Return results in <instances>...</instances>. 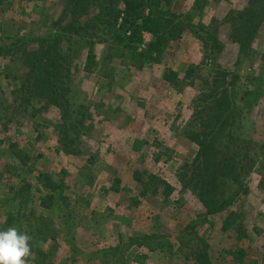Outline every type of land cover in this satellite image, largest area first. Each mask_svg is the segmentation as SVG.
Here are the masks:
<instances>
[{
  "label": "rangeland",
  "instance_id": "1",
  "mask_svg": "<svg viewBox=\"0 0 264 264\" xmlns=\"http://www.w3.org/2000/svg\"><path fill=\"white\" fill-rule=\"evenodd\" d=\"M161 8L186 27L153 61L150 32L119 56L100 20L75 17L68 0H0V231L31 237L26 264H264V0ZM122 16L116 28L129 36L139 21ZM244 25L252 45L240 51ZM55 55L63 67L50 73L53 100L38 88L49 79L38 66ZM32 67L38 87L23 75ZM223 86L229 104L219 111ZM201 130L238 148L240 164L255 160L247 193L205 217L179 180L198 151L189 136ZM230 212L240 239L221 231Z\"/></svg>",
  "mask_w": 264,
  "mask_h": 264
},
{
  "label": "trees",
  "instance_id": "2",
  "mask_svg": "<svg viewBox=\"0 0 264 264\" xmlns=\"http://www.w3.org/2000/svg\"><path fill=\"white\" fill-rule=\"evenodd\" d=\"M68 1L69 7L71 8L69 12L75 17L78 16V18H85L86 20L91 21L100 20L101 25H104L102 28L105 31V35L108 36L107 39L111 40L113 45H122L120 50H116V55L119 56H123V51L129 48L130 43L139 42L140 38L138 35L140 32L146 31L152 33L154 36L153 43L149 45L148 54L150 57L153 56V61H159L169 47V40H173L174 36L176 37L175 33H181L186 27L184 25L179 26L178 24H174V20L177 18L175 15L168 13L169 16L165 17L161 4H164L165 7H169L171 0H101V2H97L98 0H93L94 2H92V0ZM202 3L203 0H194V5L199 9L202 7ZM87 8H89L88 11ZM144 8H148L146 15L143 14ZM66 12H68V10L64 11L61 15H65ZM91 12H96V16L87 18V15ZM121 15H123V23H127L128 18L133 20L131 23L139 21L138 24L135 23L133 26L130 25L132 31L129 36L121 34L116 28V22ZM61 21L66 22L69 27H72L75 33L80 30L79 27L74 24V20L72 24L71 22L67 23L66 19L61 16ZM251 27H245L244 25L243 31L240 33V38L237 36L234 37V41L238 44L240 51L252 45ZM101 41L108 43V40ZM26 54H24L23 57L28 56ZM36 57H41V51L33 53L31 56L27 57V60L31 63V59H36ZM55 57L56 55L50 60V63L46 60L47 63L43 62L38 66L39 71L44 70L46 73V76L44 75L45 78L43 79L46 80L47 76L49 78L43 85L38 87V81H40L41 78L39 79L38 77L40 75L38 74L39 72L37 75H32L34 73V67H32L28 73L24 72L23 74L28 76L31 80V85L37 83V87L40 88L41 91L47 92V98L49 97L53 100H55V94L57 92L56 88L52 86L55 82L50 73H59V70H62L61 68L63 67L62 65L57 64L58 58ZM65 57L67 58V56ZM66 65H68V63H66ZM64 73L68 75L69 68H66ZM227 76L221 74V84H227L224 82V78H227ZM221 91L223 97L216 101V106L219 111L222 108L218 107V105L220 106L225 102L224 104L226 106L228 103V98L225 95L227 91L225 86H223ZM210 96H213L214 98L215 93L213 94L212 92L207 97ZM211 119L213 118H209V120ZM202 127H207L204 121L201 122L200 128L202 129ZM214 137L216 136L213 135V137H211V134L207 133L205 130L193 132V134L189 136L190 141L197 145L198 151L195 158L189 164H184L182 166L183 171L181 170V173L179 174V180L182 185L189 186L192 184L194 187L193 190H195L194 192L202 204V216L204 217L225 212L232 203L240 200L247 193L248 189L245 180L251 172L255 162L254 158H251L248 163L240 164L238 158L239 154L237 152L239 149L236 148L235 152L231 151L230 145L227 144L228 142H217L219 138ZM218 154H220L219 157ZM226 180L229 181L226 183ZM163 184L167 189L166 195H169L171 189L165 183ZM229 185L234 186L232 191H230ZM228 229H231L233 234L236 235V239L245 236L239 214L230 212L224 218L221 231L226 233ZM153 237L154 236H144L143 239H152ZM230 252L233 259L242 260L243 253L241 249H235ZM204 264L209 263L205 261Z\"/></svg>",
  "mask_w": 264,
  "mask_h": 264
},
{
  "label": "clouds",
  "instance_id": "3",
  "mask_svg": "<svg viewBox=\"0 0 264 264\" xmlns=\"http://www.w3.org/2000/svg\"><path fill=\"white\" fill-rule=\"evenodd\" d=\"M31 237L15 226L0 231V264H26Z\"/></svg>",
  "mask_w": 264,
  "mask_h": 264
}]
</instances>
